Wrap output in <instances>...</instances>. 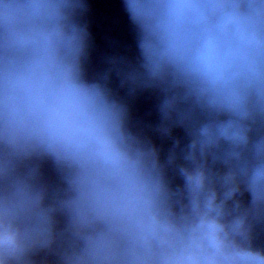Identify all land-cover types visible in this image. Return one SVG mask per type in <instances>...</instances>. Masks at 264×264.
<instances>
[{"label": "clouds", "instance_id": "obj_1", "mask_svg": "<svg viewBox=\"0 0 264 264\" xmlns=\"http://www.w3.org/2000/svg\"><path fill=\"white\" fill-rule=\"evenodd\" d=\"M120 4L0 0V264H264V0Z\"/></svg>", "mask_w": 264, "mask_h": 264}, {"label": "water", "instance_id": "obj_2", "mask_svg": "<svg viewBox=\"0 0 264 264\" xmlns=\"http://www.w3.org/2000/svg\"><path fill=\"white\" fill-rule=\"evenodd\" d=\"M90 3L96 12H101L109 17L112 21L117 22L116 26L119 31L126 33L127 21L120 4V0H90Z\"/></svg>", "mask_w": 264, "mask_h": 264}]
</instances>
